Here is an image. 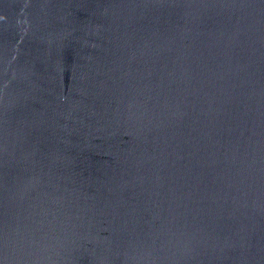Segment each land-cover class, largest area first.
<instances>
[{
	"label": "water",
	"instance_id": "1",
	"mask_svg": "<svg viewBox=\"0 0 264 264\" xmlns=\"http://www.w3.org/2000/svg\"><path fill=\"white\" fill-rule=\"evenodd\" d=\"M0 264H264V0H0Z\"/></svg>",
	"mask_w": 264,
	"mask_h": 264
}]
</instances>
